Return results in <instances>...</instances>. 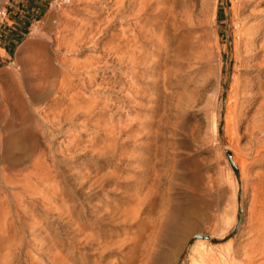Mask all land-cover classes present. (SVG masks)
Listing matches in <instances>:
<instances>
[{"label": "rangeland", "instance_id": "374dc122", "mask_svg": "<svg viewBox=\"0 0 264 264\" xmlns=\"http://www.w3.org/2000/svg\"><path fill=\"white\" fill-rule=\"evenodd\" d=\"M125 1L0 0V264H264V2Z\"/></svg>", "mask_w": 264, "mask_h": 264}, {"label": "bare ground", "instance_id": "6f19581e", "mask_svg": "<svg viewBox=\"0 0 264 264\" xmlns=\"http://www.w3.org/2000/svg\"><path fill=\"white\" fill-rule=\"evenodd\" d=\"M120 1V0H119ZM123 1V0H122ZM125 1V0H124ZM146 1V0H145ZM249 1V0H248ZM259 1V0H258ZM126 2V1H125ZM247 2V1H246ZM251 2V1H250ZM262 2H264V0H262ZM135 3V2H134ZM136 3H137V0H136ZM120 4H122V3H120ZM140 4V3H139ZM149 4V3H148ZM254 4V3H253ZM122 6V5H121ZM124 7V6H123ZM122 7V8H123ZM140 7H141V5H140ZM143 7H145L144 5H143ZM147 8V7H146ZM141 9V8H140ZM139 9V10H140ZM144 10V9H143ZM162 18V17H161ZM257 27V26H256ZM253 33V32H252ZM255 35V34H254ZM251 36V35H250ZM250 42H251V40H250ZM264 49V48H263ZM132 51V50H131ZM134 51V50H133ZM131 53V52H130ZM135 53V52H134ZM131 54H133V53H131ZM133 61H134V58H133ZM232 97V96H231ZM234 98V97H233ZM231 100H233V99H230V101ZM236 100V99H235ZM234 101V100H233ZM231 103V102H230ZM234 103V102H233ZM231 105V104H230ZM235 106V105H234ZM229 109H231V108H229ZM235 110V109H234ZM234 110H232V113H234L233 111ZM230 111V110H229ZM237 111V110H236ZM264 112V111H263ZM233 117H231V119H232ZM259 120H262V118L261 119H259ZM258 123V122H257ZM258 125H259V123H258ZM258 125H256L257 127H258ZM255 127V126H254ZM235 129V128H234ZM238 160V159H237ZM240 160V159H239ZM245 160V159H244ZM235 161H236V159H235ZM242 161V160H241ZM240 161V162H241ZM244 163H245V161H243ZM242 163V162H241ZM244 165V164H243ZM165 226H167V227H171V222H169V223H167V222H165ZM168 230V229H167ZM163 236H166V235H163ZM200 245H201V247H203L204 248V250L207 248H205V244L203 243V242H201L200 243ZM203 250V249H202ZM210 250V249H209ZM209 252V251H208ZM209 254V253H208ZM207 254V255H208ZM218 257V256H217ZM235 259H236V255L235 254H232V255H230V254H225V255H222V258L221 259H219V258H216L213 254L212 255H210L209 254V256H206L205 254H203V255H201L200 256V261H201V263H200V261L199 262H197L198 264H237L236 263V261H235ZM195 260V259H194ZM194 260H193V262H194ZM199 260V259H198ZM193 264H195V263H193Z\"/></svg>", "mask_w": 264, "mask_h": 264}, {"label": "crops", "instance_id": "0c3cea01", "mask_svg": "<svg viewBox=\"0 0 264 264\" xmlns=\"http://www.w3.org/2000/svg\"><path fill=\"white\" fill-rule=\"evenodd\" d=\"M0 49L5 50L9 54L8 50L10 49V47H5V44H4V47L0 45ZM4 58H5L4 55L2 53H0V63L5 61Z\"/></svg>", "mask_w": 264, "mask_h": 264}, {"label": "water", "instance_id": "95a60500", "mask_svg": "<svg viewBox=\"0 0 264 264\" xmlns=\"http://www.w3.org/2000/svg\"><path fill=\"white\" fill-rule=\"evenodd\" d=\"M230 159H231L232 163L235 164L232 156H230Z\"/></svg>", "mask_w": 264, "mask_h": 264}]
</instances>
